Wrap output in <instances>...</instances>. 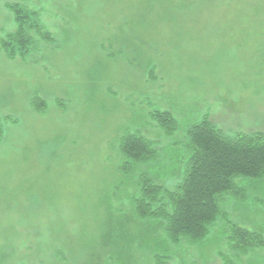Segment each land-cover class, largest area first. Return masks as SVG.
I'll return each mask as SVG.
<instances>
[{
	"label": "rangeland",
	"instance_id": "1",
	"mask_svg": "<svg viewBox=\"0 0 264 264\" xmlns=\"http://www.w3.org/2000/svg\"><path fill=\"white\" fill-rule=\"evenodd\" d=\"M148 2L158 9L156 0H0V40L16 30L8 3L40 11L55 40L25 61L0 48V243L10 236L18 259L47 242L36 264H154L153 254L223 264L235 255L233 226L264 238V178L238 180L225 220L195 245L172 247L135 219L133 179L117 171L125 129L156 142L151 175L166 178L182 162L185 129L206 116L226 134L264 133V0H182L166 21L147 16ZM157 110L173 115L175 132L149 117ZM241 264H264V247Z\"/></svg>",
	"mask_w": 264,
	"mask_h": 264
},
{
	"label": "trees",
	"instance_id": "2",
	"mask_svg": "<svg viewBox=\"0 0 264 264\" xmlns=\"http://www.w3.org/2000/svg\"><path fill=\"white\" fill-rule=\"evenodd\" d=\"M156 3L158 9L148 2L147 16L158 14L159 19L165 21L184 7L182 0L179 9L174 0H156ZM200 6L201 3L194 4L193 11L194 8L200 10ZM152 8L157 9L155 13ZM6 9L14 15L16 24L15 32L0 40V48L8 59L25 61L41 51L42 43L55 44L53 34L41 20L40 11L30 10L20 3H8ZM141 24L150 28V19ZM132 41H135L133 37ZM148 66L151 78L155 79L152 62ZM31 106L36 112L43 110L37 98L31 100ZM149 117L168 134L178 129L177 120L169 112L157 110ZM2 135L0 119V137ZM184 135L185 153L176 174L170 178L151 175L161 165L160 155L156 142L138 129H125L118 141L117 171L133 179L134 188L130 195L135 219L162 230L164 240L172 247L204 241L217 223L226 218L221 209L225 198L239 197L236 182L264 178V133L226 134L206 116L187 127ZM7 238L0 243V264H36L35 252L47 250L50 246L47 242H41L44 246L35 242L33 256L28 261V258L18 259L16 246ZM231 241L235 255L224 258L223 264H241L243 256L264 247L262 235L237 226H233ZM55 255L62 257L64 254L58 250ZM152 258L154 264H170L172 261L171 257L159 254H153Z\"/></svg>",
	"mask_w": 264,
	"mask_h": 264
}]
</instances>
